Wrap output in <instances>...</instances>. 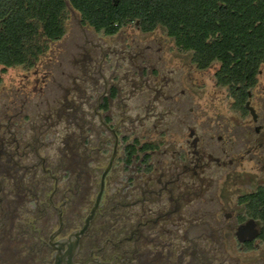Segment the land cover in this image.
Masks as SVG:
<instances>
[{"label": "flooded vegetation", "instance_id": "af4514ba", "mask_svg": "<svg viewBox=\"0 0 264 264\" xmlns=\"http://www.w3.org/2000/svg\"><path fill=\"white\" fill-rule=\"evenodd\" d=\"M209 7L201 49L135 19L58 70L51 39L15 65L32 83L0 92V264H264V11Z\"/></svg>", "mask_w": 264, "mask_h": 264}, {"label": "trees", "instance_id": "16d2710c", "mask_svg": "<svg viewBox=\"0 0 264 264\" xmlns=\"http://www.w3.org/2000/svg\"><path fill=\"white\" fill-rule=\"evenodd\" d=\"M67 1L78 11L82 22L106 35L116 33L125 22L138 19L142 30L162 24L184 46L198 48L202 43H194L193 37L197 33L202 36L200 31L206 29L211 4L224 2L231 10H246L247 18L255 13V4H262L264 11V0ZM65 7L66 0H0V66L31 65L47 39H58L64 34ZM234 16L231 19H239Z\"/></svg>", "mask_w": 264, "mask_h": 264}, {"label": "rangeland", "instance_id": "374dc122", "mask_svg": "<svg viewBox=\"0 0 264 264\" xmlns=\"http://www.w3.org/2000/svg\"><path fill=\"white\" fill-rule=\"evenodd\" d=\"M63 21L65 32L61 38L47 41L46 53L40 58L39 62L40 70L47 67L58 70L59 67H64L70 61L73 62L74 57L78 55L79 51H82L81 46L85 44L86 48H91V43H85L86 40L100 44L104 50L107 47L114 48V45H120L122 38H125L128 34L137 38L140 34L133 24L123 26L115 36L97 32L92 27L81 23L80 14L70 6L67 0L63 12ZM0 73L2 75L0 92L4 87L15 88V86L28 84V82L32 83L31 77H29V80L25 77V75L30 76V72L19 66L6 68ZM29 85L27 88H29Z\"/></svg>", "mask_w": 264, "mask_h": 264}, {"label": "water", "instance_id": "95a60500", "mask_svg": "<svg viewBox=\"0 0 264 264\" xmlns=\"http://www.w3.org/2000/svg\"><path fill=\"white\" fill-rule=\"evenodd\" d=\"M114 156V155H113ZM113 156L111 157V159H110V162H109V164L112 162V160H113ZM109 164H108V166H109ZM106 171V170H105ZM105 173V172H104ZM102 189H103V181L101 182V186H100V190H99V192H98V194H97V198H96V202L99 200V198H100V195H101V193H102Z\"/></svg>", "mask_w": 264, "mask_h": 264}]
</instances>
